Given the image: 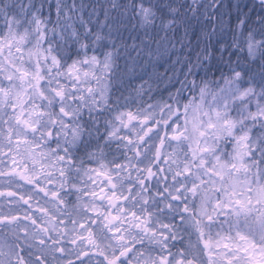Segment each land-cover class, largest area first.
<instances>
[{"label":"snow or ice","instance_id":"obj_1","mask_svg":"<svg viewBox=\"0 0 264 264\" xmlns=\"http://www.w3.org/2000/svg\"><path fill=\"white\" fill-rule=\"evenodd\" d=\"M110 2L102 23L108 32L101 34L91 26L96 7L86 0H0V157L6 158L0 160V186L10 189L0 190V197L16 205L0 214V264H93L94 257H103L95 264H205L204 255L207 264H264V0L251 6L240 0ZM133 22L146 35L155 33V52L144 45L149 57L175 55L184 76L155 124L143 110L111 107L115 45L100 55L88 51L90 36L93 44L111 39ZM229 33L232 42L225 43ZM25 51L36 58L34 70L23 62ZM101 118L105 146L116 141L127 163L114 156L99 171L87 172L96 185L87 191L65 192L63 179L57 189L54 169L61 177L79 172L81 149L95 158L89 146ZM22 146L29 158L39 157L40 171L35 160L28 167ZM92 171L103 180L92 179ZM73 194L82 207L71 205L67 197ZM95 200L107 201V207ZM188 228L199 233L203 252L196 247L174 253L170 242L183 239ZM145 241L155 247L136 248ZM73 252L76 260H65Z\"/></svg>","mask_w":264,"mask_h":264},{"label":"rangeland","instance_id":"obj_2","mask_svg":"<svg viewBox=\"0 0 264 264\" xmlns=\"http://www.w3.org/2000/svg\"><path fill=\"white\" fill-rule=\"evenodd\" d=\"M102 1L106 2L108 4H111L110 0H102ZM189 1L191 2V0H189ZM240 3L251 6L254 3V0H240ZM141 33L142 32L139 31L137 33V35H139ZM152 34H155V33L149 31L147 35L145 34L147 40L151 39ZM161 36H163V33H161ZM113 44L115 45V48H116V41H115V35L114 34H112L111 39H109V38L106 39V41L102 45L103 48L101 50L96 51L97 54L100 55L103 52L112 50ZM25 47H27V45ZM44 47L47 48V46H45V45H44ZM149 47L153 50V52H155V50L157 48V44H154L152 42ZM116 50H117V48H116ZM4 52H5V55H7V47H5ZM13 52L15 53V49H13ZM15 55L19 56L20 54L15 53ZM2 60H4V57L0 56V61H2ZM23 62L25 64L30 63L32 66V69L34 70L35 64H36L35 56L30 58L28 56L27 52L25 51L24 56H23ZM19 63H21V62L18 60L17 64H19ZM41 63H43V61H41ZM49 63H50V61H49ZM69 63H71V61H69ZM122 64L123 65H122V67L118 73V78L115 81L117 88H118V93L115 95V97H112V86L109 88L110 103H111V101H113V107H115L118 104L120 106V110L124 111L126 113L130 111L133 114H135V113L141 112V110H143L144 112L151 114L152 119L150 120V123L155 124V121L159 120L161 118V115L164 114V113H162L161 108L163 107L165 102H169V99H168V101H163V100H160V99L156 98L155 96H153L155 93V92H153L154 89L152 86L148 85V83H146V82L141 84V85H143V91L142 92L139 91L141 85H136L133 87L129 84L127 87H125L126 84H123V81H122L123 78H121V77H124L126 72H128L127 71V62L124 61ZM165 76L166 75H163V74L161 75V77H160L161 82L168 79ZM89 80H90L91 85L93 87H95L96 81L94 79H91V78H89ZM4 83L7 84L8 81L4 80ZM17 83H19V81H17ZM88 86H89L88 84H84V86H83L85 89V95L86 96H87L86 89ZM150 105L153 107H149ZM84 112L87 113V109H84ZM105 115H107V113H105ZM87 118H88L87 115H85V119H87ZM133 123H136V121H133ZM180 123L183 124V120H181ZM96 127H99L100 131H99V133H96L95 131H93L92 137H91V144L89 146V150L92 152H95V154H96L95 158L90 159L88 157V155L84 152V150L81 149V151L79 153H77V157H78L77 164H79L80 161L83 160V168L79 172H77L76 169H73L70 173H66L65 177H61L59 170L54 169L55 176H56L54 186L57 189H60V187H61L60 181L63 179L66 182L65 183V189H64L65 192L71 191L73 193H76L77 189H80L82 191H87L91 188L96 187V185L93 184L91 182V180L89 179V176L86 174L87 172H89L90 170L99 171L100 164L108 165V162L113 160L114 156L119 160L120 163H127L126 159L119 155V152L123 151V150L122 149L121 150L116 149V143H117L116 141H113L110 147L105 146V141H104L103 137L106 135V133H105L106 121L103 118H101L99 121L96 122ZM123 131H126V130L122 129V132ZM172 143L175 144V141H173ZM98 144H99V147H97ZM194 146L195 145H193V147ZM53 147H55L54 144H53ZM168 151H171V149H168ZM21 152L25 154L26 163H27L28 167L29 168L33 167V163L35 160V166L37 168V171H40V159H39V157L29 158L27 156V150L23 146L21 147ZM105 157H106V159H105ZM4 159H6V158L0 157V160H4ZM17 159H19V157H17ZM7 164L9 167H15V165L12 164L10 159L7 160ZM0 167H2V165H0ZM113 170H115V169H113ZM95 171H92V179L97 180L98 182L103 180V176L97 177L95 174ZM124 175L127 176V172H125ZM134 176H135V170H133V178H134ZM2 179H4V178L0 177V180H2ZM52 186L53 185H48V187H52ZM0 190L7 191L10 189H8L6 185H4V186H0ZM17 191H20V189H17ZM97 191H99L98 188H97ZM150 191L153 194H155L156 188L152 187L150 189ZM189 198L191 199V197H189ZM9 199L10 198H8V197H0V214H8L10 212V210H12L13 212L15 211L16 205L5 202ZM67 199L71 202V205H78V206L82 207V205H80V202L77 200L76 194L68 196ZM83 199L91 201V200H94L95 198L91 197V196H84ZM95 203L97 206H99L101 203H103L105 205V207H107V201L101 202L99 200H95ZM196 204H197V207H199V204H200L199 199H197ZM161 207H163V205H161ZM165 211H167V209H165ZM37 215H39V213H37ZM89 215H95V214L90 212ZM159 215L161 216V219L164 223L169 222V220L166 216H164L163 214H159ZM22 223H25V222H22ZM53 224H56L55 220L53 221ZM51 227H52V225H49L50 230H51ZM57 227L63 228L64 225H57ZM68 227L69 228L71 227L70 222L68 223ZM105 231H107V230H105ZM53 234H55V233H53ZM181 235H182L183 239L178 238L176 241L170 242V243H174L176 245V247L172 248V251L174 253H179L182 250L186 251V252H195L196 247L201 249V251L203 252V244L204 243L199 238L198 232H196L192 228H188L186 231L182 232ZM78 243H80V242L78 241ZM67 247L73 248L74 246L71 244H67ZM85 247L91 248V245H87L85 243ZM142 247L143 248H152L155 246L148 244L147 241H145V244L143 246L139 245V244L136 245L137 249H140ZM89 255H92V252H90ZM153 255H155V253H153ZM68 258H71L72 260L75 261L76 260L75 252H73L71 257L66 256L65 260H67ZM177 258H179V257L177 256ZM85 259H87V258H85ZM97 259L102 260L103 257H94L93 258V264H95V261ZM203 259L205 260V264H207L208 257L206 255H204ZM76 264H79V261H76ZM219 264H223V261H220Z\"/></svg>","mask_w":264,"mask_h":264},{"label":"trees","instance_id":"obj_3","mask_svg":"<svg viewBox=\"0 0 264 264\" xmlns=\"http://www.w3.org/2000/svg\"><path fill=\"white\" fill-rule=\"evenodd\" d=\"M118 3H126L127 0H117ZM183 2V0H181ZM190 2V1H189ZM86 3L90 5H94L96 7V12L92 16V29L94 32H100L101 34H106L108 32V28L102 27V23L104 21V15L103 10L104 7H107L111 9V4H108L106 2H103L102 0H86ZM199 4H210L211 0H198ZM223 3L225 5H228L230 3H236V0H223ZM103 6V7H101ZM90 10V9H89ZM213 8H208V12H212ZM205 11V9H201V12ZM221 11H226V9H221ZM247 11V8L245 9ZM259 9L256 10L258 12ZM256 12L250 13V15L255 18ZM87 13H85V19L87 20ZM227 19V17H225ZM55 19V14L53 13V20ZM97 20H99L101 23H97ZM135 22L133 24L127 25V29H121L120 33L117 34L113 32L115 35V41H116V48L118 51V56L116 59V65H117V74L119 73V70L122 67V63L124 61L127 62V71L126 76L124 75L122 81L123 84H126L125 87H127L129 84L131 86L141 85L144 82L148 83V85L152 86L154 91V95L156 98L168 101L170 96H174L176 93V90L180 88V84L177 83V78L180 80L184 79L183 74L180 72V65L176 64L174 65V61L176 59L175 55H171V59H169V55H154L151 58L148 55V49L144 48V45H149L153 42V37L155 34H152L151 39L147 40L145 36V31L142 28L134 27ZM51 26V25H49ZM76 27L79 29L80 25L77 23ZM81 32H83V29H80ZM141 31L142 33L137 35V33ZM171 35V34H169ZM117 37V38H116ZM95 39V36H90L88 38L89 42V55H92V49L95 48L97 50H101L103 47V43L106 41V36L103 40L96 42L95 44L92 43V41ZM225 43H231L232 42V36L231 34L225 35L223 38ZM83 42V37H82ZM63 44V42H60ZM47 46V44H44ZM65 49H67V45H63ZM133 46H135L136 50H133ZM179 47V45H177ZM143 49L140 55L137 54L139 50ZM162 51V49H161ZM227 54H225V61L227 60ZM235 59V57H233ZM219 61V54L217 53L216 56L213 57V64H216ZM166 75L167 80H164L163 82L160 81L161 75ZM201 76L203 75V71H201ZM216 76H219V73H215ZM171 79H170V78ZM209 77H212V73H209ZM191 79V77L189 78ZM122 91V90H121ZM118 93V88L116 83L112 85V97H115V95ZM187 95V93H185ZM198 96V93H197ZM208 103H212V97L209 96L207 98ZM253 110H255V105L257 101L253 100ZM111 107H113V101L110 103ZM228 151H231V145L228 146ZM221 219H223L221 217ZM205 223L207 221L205 220ZM215 235V233H213ZM204 243V241H203Z\"/></svg>","mask_w":264,"mask_h":264}]
</instances>
